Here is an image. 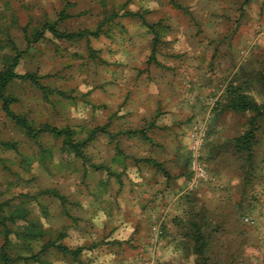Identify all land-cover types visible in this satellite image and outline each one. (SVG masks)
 Here are the masks:
<instances>
[{
	"label": "rangeland",
	"instance_id": "obj_1",
	"mask_svg": "<svg viewBox=\"0 0 264 264\" xmlns=\"http://www.w3.org/2000/svg\"><path fill=\"white\" fill-rule=\"evenodd\" d=\"M54 21L83 33L32 41ZM14 46L16 72L46 90L11 81L12 110L85 143L79 158L60 136L35 140L0 101L12 264H195L185 233L198 213L212 263L264 264V119L226 107L229 91L264 106V0H0V69ZM249 129L246 157L234 139ZM198 135L212 180L195 184Z\"/></svg>",
	"mask_w": 264,
	"mask_h": 264
},
{
	"label": "trees",
	"instance_id": "obj_2",
	"mask_svg": "<svg viewBox=\"0 0 264 264\" xmlns=\"http://www.w3.org/2000/svg\"><path fill=\"white\" fill-rule=\"evenodd\" d=\"M64 14H65L64 11H61L59 15V19L63 18ZM46 30L53 32L56 37L66 39L68 41L78 40L81 36V33H83L79 31H72V32H68L64 30L61 31L58 28H55V21L52 23L47 22L44 23L40 29L34 32L32 41H37L38 39H40ZM32 41L29 40L28 42H32ZM14 49H15L14 55L6 54V53H4L3 55L4 63L2 68L0 69L1 108L3 109L5 114L9 116L16 124L21 125L23 127L27 136L35 140L38 138V136L41 133L44 132H48L53 135L60 136L63 138L62 147L64 150H68L70 154H72V156L74 157L84 158V153H82V147L85 141L74 138L73 137L74 131L70 127L58 128L46 123L36 124L34 121L28 120L24 116H21L12 110L11 104L16 101V98L6 94L8 84L11 81L15 79H23V80L28 79L31 82H33L37 87L41 88L43 91L46 90V88L40 84L35 74L30 72H26L23 74L16 72L15 68L18 64L21 51L16 50L15 46ZM229 93L231 97L227 103L226 106L227 108L236 112H252L254 114L252 117L253 123L254 120L258 117L264 119V106L257 104L245 94H241L236 91H229ZM100 130L102 129L101 128L93 129L91 133H89V138L90 136L93 135V133ZM255 137L256 135L254 134V129L246 130L243 134L236 137L234 139V142L237 153H239L240 155L245 154L246 157H248V155L251 156L253 143L256 140ZM145 160L147 161V159ZM148 161H152V160L148 159ZM59 199L63 200V197L60 196ZM1 208L2 207L0 205V211ZM8 210L9 213L7 215L0 213V226L2 228L1 232L3 235V243L2 245H0V261L3 264H12L13 261V258L10 257V254L7 251L8 248H10L11 250L12 247L11 240L9 239L11 230H9L8 221H12L15 219L14 212H16L18 208L15 207V205H9ZM202 218L203 215H201L200 213L196 215L195 221L191 222V226L188 228V231L185 233V236H187L192 243L193 254L196 255L195 264H214L211 262L209 256L210 235L205 233V231L203 230V222L201 223L197 222V220L199 221V219ZM23 233L25 237H27V234H29L25 230L23 231ZM57 247L61 252L72 254L75 257L78 255V252L81 250L80 248L71 250L64 244H59L57 245ZM29 257H31L35 261H38L36 255H31ZM17 258L19 260V256ZM22 258L25 260L29 259L27 257H22Z\"/></svg>",
	"mask_w": 264,
	"mask_h": 264
},
{
	"label": "built area",
	"instance_id": "obj_3",
	"mask_svg": "<svg viewBox=\"0 0 264 264\" xmlns=\"http://www.w3.org/2000/svg\"><path fill=\"white\" fill-rule=\"evenodd\" d=\"M196 127H194V130L192 131L191 137H195L197 133H195ZM194 144L191 146V160H190V167L193 172V181L195 184H198L199 182H210L212 178L208 175L207 171L205 170L202 163L198 160L199 156V149L201 145V135L196 136V138L193 140Z\"/></svg>",
	"mask_w": 264,
	"mask_h": 264
}]
</instances>
